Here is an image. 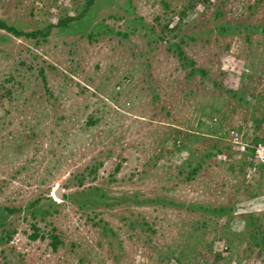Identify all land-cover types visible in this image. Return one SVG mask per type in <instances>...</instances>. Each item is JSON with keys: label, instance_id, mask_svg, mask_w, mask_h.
Wrapping results in <instances>:
<instances>
[{"label": "rangeland", "instance_id": "374dc122", "mask_svg": "<svg viewBox=\"0 0 264 264\" xmlns=\"http://www.w3.org/2000/svg\"><path fill=\"white\" fill-rule=\"evenodd\" d=\"M0 19V264H264V0Z\"/></svg>", "mask_w": 264, "mask_h": 264}, {"label": "trees", "instance_id": "16d2710c", "mask_svg": "<svg viewBox=\"0 0 264 264\" xmlns=\"http://www.w3.org/2000/svg\"><path fill=\"white\" fill-rule=\"evenodd\" d=\"M0 29H3V30H6V31H8V32H10V33H12L13 35H15V36H20V35H25V36H27V37H30V36H33V34L32 33H23V32H20V31H17L14 27H12V26H9V25H7L6 23H4L1 19H0ZM177 48H179V47H177ZM195 169L196 168H193L191 171H190V173H192V172H194L195 171ZM79 194V193H78ZM81 195V194H80ZM82 196V195H81ZM80 196V197H81ZM78 199V198H77ZM74 201H77V200H75L74 199ZM40 201L39 200H35L34 202H32V203H30L29 205L30 206H35L36 204H38ZM235 205V204H234ZM233 208L234 207H231V206H225V205H220V206H217V208H215L214 207V210H216L217 211V213H221V212H233ZM5 210H7V211H10L9 209H5ZM34 213L33 212H31V215H33ZM216 217H220V216H216ZM249 218L251 219V220H253L254 219V216H251V214H249ZM256 220H258V218H256ZM34 229H36L37 230V228L36 227H34ZM248 230H250L249 228H248ZM253 232L254 231H256V236H255V234H254V237L256 238V242H254V244L256 245V246H259L260 245V238H264V235H262L261 234V231H264V230H259V226H256V228H253V229H251ZM231 235H239V233H235V232H230V231H228ZM5 233H7V231L5 230ZM48 236L50 237V245L52 246V248L53 249H55L56 247H57V245L59 244V243H61V241H60V238H59V236L58 235H56V234H52V233H50V235L48 234ZM37 237V234H33V235H30V238H32V239H35ZM228 237H229V235H228ZM254 237L252 236L251 237V239H253L254 240ZM252 240V241H253ZM264 250V249H263Z\"/></svg>", "mask_w": 264, "mask_h": 264}]
</instances>
